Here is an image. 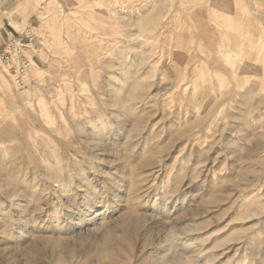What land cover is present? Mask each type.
Returning a JSON list of instances; mask_svg holds the SVG:
<instances>
[{
    "label": "rangeland",
    "instance_id": "obj_1",
    "mask_svg": "<svg viewBox=\"0 0 264 264\" xmlns=\"http://www.w3.org/2000/svg\"><path fill=\"white\" fill-rule=\"evenodd\" d=\"M1 29L0 264H264V0H0Z\"/></svg>",
    "mask_w": 264,
    "mask_h": 264
},
{
    "label": "built area",
    "instance_id": "obj_2",
    "mask_svg": "<svg viewBox=\"0 0 264 264\" xmlns=\"http://www.w3.org/2000/svg\"><path fill=\"white\" fill-rule=\"evenodd\" d=\"M24 39L16 41L10 46H7V50H5L3 53L0 54V61L5 65H12L15 59L17 58V55L20 50L25 48ZM25 68H20L19 70H16V72L24 73ZM17 85L19 87L22 86V81L20 78L17 79Z\"/></svg>",
    "mask_w": 264,
    "mask_h": 264
},
{
    "label": "crops",
    "instance_id": "obj_3",
    "mask_svg": "<svg viewBox=\"0 0 264 264\" xmlns=\"http://www.w3.org/2000/svg\"><path fill=\"white\" fill-rule=\"evenodd\" d=\"M9 40V37L5 30H0V51L2 50L4 44Z\"/></svg>",
    "mask_w": 264,
    "mask_h": 264
}]
</instances>
